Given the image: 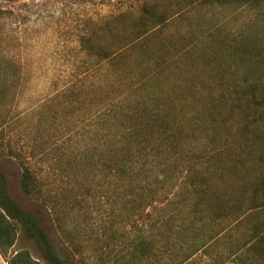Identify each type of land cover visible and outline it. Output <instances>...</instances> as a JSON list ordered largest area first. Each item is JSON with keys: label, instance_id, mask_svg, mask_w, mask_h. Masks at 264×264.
<instances>
[{"label": "rangeland", "instance_id": "rangeland-1", "mask_svg": "<svg viewBox=\"0 0 264 264\" xmlns=\"http://www.w3.org/2000/svg\"><path fill=\"white\" fill-rule=\"evenodd\" d=\"M139 5L140 0L0 2V9L12 13L0 21L3 145L27 158L34 156L31 162L47 184L46 197H50L51 206H56L64 217V235L70 237L69 242L74 246L80 247L83 256L76 255L64 241L65 236L57 230L52 211L24 195L21 170L15 159L0 152V166L8 181V194L35 217L65 264H97L95 249L106 242L108 230L117 231L118 235L122 233L120 207L114 204L112 197L120 193L123 183H117L119 189L115 185L107 186L106 182L101 184L104 175L98 167L97 181L89 184L87 178L81 176V184L87 188L75 189L78 181L75 182L73 162L77 151L87 150L99 157L103 147L99 140L103 127L91 118H100L103 110L80 105L71 108L60 95L80 87L90 89L97 96L113 93L118 78H121L119 87L128 88L143 70L161 68L159 73L165 70L157 83L166 87L164 90L156 88L155 98L161 104L173 99L172 107L161 110V114L167 115V126L176 130L180 150L200 151L209 145L212 135H221L230 128L236 132L242 116H246L247 124L245 137L233 142V151L220 159L225 167L218 166V171L231 173L232 170L234 176L213 181L216 190L209 188L214 191L213 195L223 196L229 214H235L216 220L206 215L203 222L206 227L199 232L200 227L192 220L189 208L203 188L200 185L195 188L186 179L181 192H176L179 195L169 197V202L179 204L176 217L171 218L172 212L165 211L168 222H160L154 228H150L149 222H138L144 238L137 244L142 249H150V254L143 256L142 264L213 262L217 254L238 249L251 227L264 222V0H259L255 6L198 3L187 7L165 24L152 27L148 37L142 40V48L132 46L112 65L89 52L88 42L84 44L82 37H88L98 25L120 12L134 11L138 15ZM100 38L95 42L108 51L119 45L116 39ZM128 69L130 76L123 80L121 75ZM148 91L140 92L137 98L143 101V97H149ZM253 91L255 100L251 97ZM140 156L136 180L137 185L143 186L147 183L143 172L153 165L154 149L146 148ZM159 163V158L155 157L154 172ZM77 168L82 173L86 171L84 164ZM205 170H198V174L205 176L208 174ZM89 175L87 173V177ZM74 200L80 204L69 213ZM255 205L260 209L255 210ZM171 207L168 206V210ZM237 221L241 222L233 225ZM221 226L225 232L218 243L213 242L202 253L183 261L196 240H191L195 234L203 236ZM130 229L129 225L125 227L126 231ZM227 235L231 238H226ZM114 244L118 251L120 242ZM21 250L27 251L33 260L47 264L35 243L25 238L22 230L17 234L14 247V251ZM245 251L243 248L240 253ZM230 261L224 260V264ZM0 264L5 263L0 260Z\"/></svg>", "mask_w": 264, "mask_h": 264}, {"label": "trees", "instance_id": "trees-1", "mask_svg": "<svg viewBox=\"0 0 264 264\" xmlns=\"http://www.w3.org/2000/svg\"><path fill=\"white\" fill-rule=\"evenodd\" d=\"M8 1L18 2L20 0ZM258 1L140 0L138 15L134 11L120 12L109 17L101 25H98V28L94 29L88 37H82L81 40L84 41V44L88 42L87 48L89 52L98 54L100 61L102 60L106 63L109 61L110 64H113L117 59L123 57L125 51L132 46L139 45V48H142L140 46L142 40L148 37L152 27H159L165 24L187 7L198 3L218 6H255ZM11 14L10 11L0 9V21ZM100 36H104L107 39H116L119 45L116 49L108 51L106 47L100 46L95 42V39L100 41ZM107 47L110 48V45ZM160 69L155 68L154 70L139 72L140 74L134 79L135 82L128 88L125 85L119 87L121 78H118L113 85V93L107 92L102 96H97L90 89L84 87L75 88L60 95V99L65 103H69L71 108L80 105L90 108L94 107L96 110L100 109V112L103 110L102 113H99L100 118L91 117L103 127L101 138L99 137V140H102L101 143L103 142V147L100 150L99 157L89 153L87 150L77 151L73 162V164L75 163L73 166L76 171L75 182L78 181L75 189L79 191L87 188V186L81 184V179H83L81 176L84 179L87 178L89 184L97 181L98 167L104 175L102 176L101 184L106 182L107 186L115 185L119 189L120 186L117 183L119 181L123 183L122 187H120L121 189H119L121 190L119 191L120 195L117 194L116 198L115 196L112 197L114 204L120 207L122 233L119 232L118 235L117 231L108 230L106 242L104 243L103 241V245L101 244L100 247H97L100 250L95 249L97 250L96 252L103 250L102 253H94L97 264H133V262L142 264L143 256L147 257L150 254V249H142L137 244L140 239L144 238L139 226H137L138 222H149L151 224L150 228H152L153 226L156 227L160 222H168V218L166 219L165 217V211L172 212L171 218L176 217L179 204L169 202V197L179 195L178 193L181 192L180 189L183 184L185 185L186 179L195 188H197V185L203 188L202 192H197L198 195H195L197 200L189 208V212L194 217L192 220L200 227L199 232L203 227H206V224L203 223L206 215L208 216H206L207 218L211 215V218L216 220V218L230 217L235 214H229V208L224 201V197L220 196V194L213 195L212 192L214 191L210 189L212 186L216 190L212 185V183L214 184L213 181L218 182L225 177L234 176L232 170L231 173L228 170L226 172L218 171V166L225 167V163L220 159L223 155L228 157L233 151L231 147L233 142H240L245 137L246 116L241 117V125L237 129L238 132H234L230 128L225 130L223 134L221 133V135H212L209 145L200 151L195 148H191L188 151H183V148L180 150V143L178 138H176V130L167 126V115L161 114V110L166 111L172 107L173 103L171 101L173 99L168 100L167 102L170 105H167V102L161 104L155 98L156 88L160 87V90H164L163 88L166 87L157 83L161 73H165V70L159 73ZM128 70L121 75L123 80L125 77L130 76V70ZM147 90H149V97H143V101L139 100L137 98L138 94ZM252 93L251 97L255 100V91ZM261 99L263 98L261 97ZM145 100L149 101L146 102ZM257 113L259 118V111ZM3 126L4 121L0 116V152H5L7 156L12 157L17 162L21 170L20 184L22 192L29 200L39 202L52 211L57 230L65 236L64 217L60 210H56V206H51L50 197H46L48 194L46 192L47 184L41 179L38 173L39 169L31 162V158H34V156L27 158L23 153L12 151L7 145L4 148L5 135H3ZM146 148L154 149L153 165L155 157L159 158L160 163L156 172H154L153 165L150 164L148 166L150 170L143 172L147 183L140 186L137 185L136 180L137 166L141 159L140 154ZM258 159L259 155L256 160ZM80 164L81 166L84 164L86 167V171L83 173L77 168ZM198 170H205L208 174L200 176ZM87 173L91 175L87 177ZM91 177L93 178L92 180H90ZM150 180L151 182H148ZM71 204L67 211L69 213L75 210L80 201L74 200ZM157 204L160 206H157ZM170 205L172 206L171 210H168ZM148 209H151V211L147 212ZM254 209L259 210L260 206L255 205ZM225 210L228 213L225 214ZM198 215H200L199 218L196 217ZM67 216L69 215L66 213V218ZM172 221L173 219L170 220V222ZM240 222L237 221L233 225L236 226ZM127 225L131 228L129 231L125 230ZM214 228L215 232L211 230L210 233H204L203 236L195 234L191 238V240L193 238H196V240L192 242L191 251L184 255L183 261L186 262L195 255L202 253L213 242H219L225 232L224 227ZM21 230L25 238L35 243L47 264H65L59 258L55 247L40 228L35 217L24 211L8 194V181L0 166V260L5 264H41L33 260L27 251H14L17 234ZM135 230L136 233H134ZM228 236L225 237L231 238ZM68 238L70 239V237L65 236L63 239L76 255L83 256L80 247L74 246L71 241L69 242ZM244 238L245 241L238 249L229 253L222 252L217 254L213 262L203 264H224V260H231L230 264H264V222L254 224L248 236ZM116 241L120 242L118 251L115 250L114 242ZM198 241L200 243L199 246L197 245ZM112 244H114L113 247ZM140 244L142 245L143 242ZM239 248H241L240 251H238ZM243 248L246 251L240 253ZM105 250H108V252ZM138 251H141V254ZM206 255L208 256L207 253Z\"/></svg>", "mask_w": 264, "mask_h": 264}]
</instances>
